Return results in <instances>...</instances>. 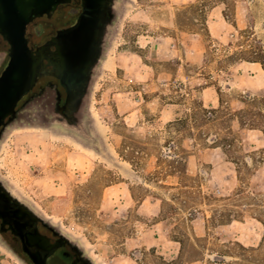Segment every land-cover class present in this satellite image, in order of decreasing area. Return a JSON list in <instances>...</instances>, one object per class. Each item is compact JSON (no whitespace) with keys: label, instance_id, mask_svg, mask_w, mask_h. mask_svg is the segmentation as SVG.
<instances>
[{"label":"rangeland","instance_id":"1","mask_svg":"<svg viewBox=\"0 0 264 264\" xmlns=\"http://www.w3.org/2000/svg\"><path fill=\"white\" fill-rule=\"evenodd\" d=\"M262 53L264 0H116L84 131L17 123L0 172L97 264H264Z\"/></svg>","mask_w":264,"mask_h":264},{"label":"flooded vegetation","instance_id":"2","mask_svg":"<svg viewBox=\"0 0 264 264\" xmlns=\"http://www.w3.org/2000/svg\"><path fill=\"white\" fill-rule=\"evenodd\" d=\"M99 0H69L27 27L29 48L35 52L48 46L51 53L61 49V58L47 72L36 76L27 87V73L15 75L7 89L11 46L0 36V147L17 123L55 125L82 132L84 100L74 108L70 90L78 82L98 29ZM51 57V56H50ZM0 172V242L24 264H97L85 249L51 221L29 211Z\"/></svg>","mask_w":264,"mask_h":264},{"label":"water","instance_id":"3","mask_svg":"<svg viewBox=\"0 0 264 264\" xmlns=\"http://www.w3.org/2000/svg\"><path fill=\"white\" fill-rule=\"evenodd\" d=\"M66 2L69 0H0V36L10 44L12 56L6 80L11 84L7 85V89H12L14 76L20 74L22 70L27 73V87L30 88L36 76L47 72L46 59L51 65L56 66L55 61L61 58V49L59 48L56 53H51L48 46H42L33 52L28 46L26 32L33 20L44 14H50L60 4ZM99 3L98 29L88 54V60L80 72L78 82L70 90V100L74 108L88 95L95 71L102 60L114 19L116 0H99ZM26 205L29 211L39 216L29 204ZM42 263L46 264L45 261Z\"/></svg>","mask_w":264,"mask_h":264},{"label":"crops","instance_id":"4","mask_svg":"<svg viewBox=\"0 0 264 264\" xmlns=\"http://www.w3.org/2000/svg\"><path fill=\"white\" fill-rule=\"evenodd\" d=\"M217 18H219V21H215V20H211V23L209 22V24H211V25H216V24H221V20H220V16L218 17L217 16ZM251 65H253V64H255V65H259L260 66V68H258V67H256V69L255 70H257L258 71V69L259 70H261V72H263L264 73V69L262 68V66H261V64H259V63H250ZM248 70L249 69H251L252 67H246ZM260 73V72H259ZM261 74V73H260ZM263 76V75H262ZM264 77V76H263ZM176 105H171V108H170V114H171V117L173 116V117H175V115H177V111H176V107H175ZM220 147L219 146H216V148L215 149H219ZM230 225H232V223L231 224H229V226ZM159 238H162L161 237V235L159 236ZM164 239H165V241H167V246H169V247H167V249H169V250H172V248H174V249H176V248H181V242L179 241V240H176V239H174V238H172L171 236H164ZM173 249V252H175V250ZM178 253V252H177Z\"/></svg>","mask_w":264,"mask_h":264},{"label":"trees","instance_id":"5","mask_svg":"<svg viewBox=\"0 0 264 264\" xmlns=\"http://www.w3.org/2000/svg\"><path fill=\"white\" fill-rule=\"evenodd\" d=\"M249 62L252 63H260L262 68L264 69V53H262L261 58H259L258 60H248Z\"/></svg>","mask_w":264,"mask_h":264}]
</instances>
